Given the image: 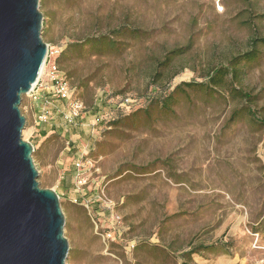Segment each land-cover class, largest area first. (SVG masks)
Returning a JSON list of instances; mask_svg holds the SVG:
<instances>
[{
  "label": "rangeland",
  "instance_id": "1",
  "mask_svg": "<svg viewBox=\"0 0 264 264\" xmlns=\"http://www.w3.org/2000/svg\"><path fill=\"white\" fill-rule=\"evenodd\" d=\"M40 11L47 70L59 66L87 112L67 125L68 103L53 98V119L39 124L40 105L26 95L20 106L40 187L60 196L66 263L264 264V124L242 115L248 104L199 85L264 39V0H40ZM125 26L108 48L69 47ZM188 45L156 84L158 63ZM259 52L237 86L264 123ZM173 74L169 92L198 85L173 94L168 111L161 87ZM97 113L109 116L94 125Z\"/></svg>",
  "mask_w": 264,
  "mask_h": 264
},
{
  "label": "water",
  "instance_id": "2",
  "mask_svg": "<svg viewBox=\"0 0 264 264\" xmlns=\"http://www.w3.org/2000/svg\"><path fill=\"white\" fill-rule=\"evenodd\" d=\"M40 0H0V264H67L60 196L42 189L33 144L23 138L28 95L45 68Z\"/></svg>",
  "mask_w": 264,
  "mask_h": 264
},
{
  "label": "trees",
  "instance_id": "3",
  "mask_svg": "<svg viewBox=\"0 0 264 264\" xmlns=\"http://www.w3.org/2000/svg\"><path fill=\"white\" fill-rule=\"evenodd\" d=\"M128 29L129 31H131L130 30L131 28L125 26V27L111 31L110 36L108 37L106 36L92 37L82 42L81 44H72L69 47L72 48L74 45L75 46L79 45L80 47L90 46V47H98L100 49L108 48L110 46H113V44L115 43V40L113 39V37L118 38L120 36H123L125 33L129 32ZM260 45H264V39H254L253 41H251L250 51H248L247 53L239 57H235L233 60L230 61V64L227 67L213 69L207 75V79H208L207 81L209 82H207L206 84L202 83L199 85L205 86V88L209 90L210 92L220 91V90L227 92L235 101H240L242 103L248 104L242 115L247 116L248 118H251V120H254L259 124H264L258 118L256 113L251 109L249 105V104L255 103V98L251 94L244 91L243 88L237 86V84L240 83L238 81V78H239V75L242 74L241 69L243 68V66L247 63L249 64L254 63L259 58ZM190 47L191 46L188 45L184 48L174 50L170 52L162 61L158 63L157 65L158 68L155 71V74L153 75L154 77L153 79L154 81L156 80V84H159L162 81H164V79L167 76L166 73L171 69L174 61L186 55L190 51ZM64 59H65V52H63L62 55L60 56V61H64ZM175 74H173L170 77V79L168 80V83H166L165 86L161 87V89L164 90L165 98L160 103L162 107L168 111H170L171 108L173 107V103H174V101L172 100L173 94L180 92L183 87L189 88V87H192L193 85H198L195 83H184V84L177 86L173 91L169 92L171 90V82H172L171 80L175 77ZM86 114L87 112L85 113V115ZM112 119H114L112 122L116 123L118 118L115 119L111 116L109 120H112ZM80 120H83V119H80ZM104 121H102L101 123H103ZM208 249H211V248H208Z\"/></svg>",
  "mask_w": 264,
  "mask_h": 264
},
{
  "label": "built area",
  "instance_id": "4",
  "mask_svg": "<svg viewBox=\"0 0 264 264\" xmlns=\"http://www.w3.org/2000/svg\"><path fill=\"white\" fill-rule=\"evenodd\" d=\"M49 54L50 52L48 53L43 75L27 96L31 99L32 103L40 105L39 124L48 123L53 119V111L51 112L50 110L52 101L50 100L56 98L59 102L68 103V110L65 114L63 113L65 123L70 126L75 125L77 120L83 119L86 108L81 101L74 99L67 78L56 63L52 64L47 70ZM44 93H46V96ZM50 105L51 107H49ZM107 116L109 115L97 114L94 125H99ZM84 159V156H79L75 163L76 193L78 194H81L87 186V170L85 169L86 163Z\"/></svg>",
  "mask_w": 264,
  "mask_h": 264
},
{
  "label": "bare ground",
  "instance_id": "5",
  "mask_svg": "<svg viewBox=\"0 0 264 264\" xmlns=\"http://www.w3.org/2000/svg\"><path fill=\"white\" fill-rule=\"evenodd\" d=\"M44 71H45V68L43 69V71H42V73H41V76L43 75Z\"/></svg>",
  "mask_w": 264,
  "mask_h": 264
},
{
  "label": "crops",
  "instance_id": "6",
  "mask_svg": "<svg viewBox=\"0 0 264 264\" xmlns=\"http://www.w3.org/2000/svg\"><path fill=\"white\" fill-rule=\"evenodd\" d=\"M44 95L46 96V93H44Z\"/></svg>",
  "mask_w": 264,
  "mask_h": 264
}]
</instances>
